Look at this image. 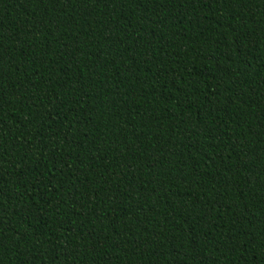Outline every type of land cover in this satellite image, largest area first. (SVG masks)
<instances>
[{
	"label": "trees",
	"instance_id": "1",
	"mask_svg": "<svg viewBox=\"0 0 264 264\" xmlns=\"http://www.w3.org/2000/svg\"><path fill=\"white\" fill-rule=\"evenodd\" d=\"M0 264H264V0H0Z\"/></svg>",
	"mask_w": 264,
	"mask_h": 264
}]
</instances>
